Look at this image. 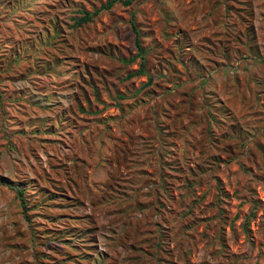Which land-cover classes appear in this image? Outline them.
<instances>
[{"label": "rangeland", "instance_id": "rangeland-1", "mask_svg": "<svg viewBox=\"0 0 264 264\" xmlns=\"http://www.w3.org/2000/svg\"><path fill=\"white\" fill-rule=\"evenodd\" d=\"M124 1L0 0V264H264V0Z\"/></svg>", "mask_w": 264, "mask_h": 264}, {"label": "trees", "instance_id": "trees-1", "mask_svg": "<svg viewBox=\"0 0 264 264\" xmlns=\"http://www.w3.org/2000/svg\"><path fill=\"white\" fill-rule=\"evenodd\" d=\"M132 2H133V0H125L123 4L125 6H128V5L132 4ZM113 3H114V1H108L106 4L102 5L101 8L98 11H94L93 13H89V12L83 11L82 12V16L80 18L76 19L75 25L76 26H81L82 24L91 22L92 18L94 16H96L101 10H107V9L111 8ZM132 30H133V33L135 35L134 43H135V46L137 48V54H136L135 57L130 59V62H132L136 58H140V62H139L138 70L133 72V73H130L127 76V78H132V77H135V76H138V75H142L145 72L144 71L145 70V55H144L145 51L140 46V36H139L138 30H137V28H136L134 23H132ZM13 190L15 191L17 199L20 202L22 213H23L24 217L26 218L27 207H26V200L24 198V190L22 188L18 187V186L13 187Z\"/></svg>", "mask_w": 264, "mask_h": 264}]
</instances>
